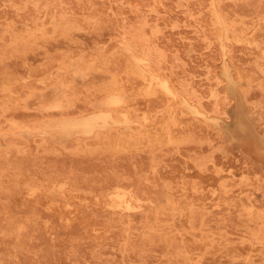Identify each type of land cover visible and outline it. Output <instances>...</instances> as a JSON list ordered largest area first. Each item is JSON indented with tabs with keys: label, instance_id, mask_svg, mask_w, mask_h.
<instances>
[{
	"label": "rangeland",
	"instance_id": "374dc122",
	"mask_svg": "<svg viewBox=\"0 0 264 264\" xmlns=\"http://www.w3.org/2000/svg\"><path fill=\"white\" fill-rule=\"evenodd\" d=\"M263 212L264 0H0V264H264Z\"/></svg>",
	"mask_w": 264,
	"mask_h": 264
},
{
	"label": "bare ground",
	"instance_id": "6f19581e",
	"mask_svg": "<svg viewBox=\"0 0 264 264\" xmlns=\"http://www.w3.org/2000/svg\"><path fill=\"white\" fill-rule=\"evenodd\" d=\"M135 59L137 60L136 57H135ZM138 60H139V59H138ZM139 62H140V61H139ZM154 76H155V75H154ZM155 77H156V76H155ZM156 78H157V77H156ZM160 80H161V79L159 78V82H160ZM162 82H163V81H162ZM164 82H165V81H164ZM160 84H161V82H160ZM162 84H163V83H162ZM164 86H166V84H165ZM164 88H165V87H164ZM165 89H167V88H165ZM172 89H173V88H172ZM173 91H174V90H173ZM166 92H167V91H166ZM175 93H176V92H175ZM165 94H166V93H165ZM62 95H63V94H62ZM172 95L174 96L175 94L173 93ZM168 97H169V96H168ZM170 97H171V96H170ZM181 97H182V96H181ZM114 98H117V97H114ZM114 98H113V102L116 101V100H118V99H114ZM183 98H184V97H183ZM108 99H110V98H108ZM111 99H112V98H111ZM176 99H177V98H176ZM37 100H38V98H37ZM120 100H122V99H120ZM179 100H180V98H179ZM182 100H183V99H182ZM110 101H111V100H110ZM180 101H181V100H180ZM64 102H65V101H64ZM116 102H117V101H116ZM120 102H121V101H120ZM186 102H187V101H186ZM38 103H39V102H37V104H38ZM110 104H111V102H110ZM118 104H119V103H118ZM180 104H181V103H180ZM191 104H192V103H191ZM38 106H41V105H38ZM42 106H43V104H42ZM44 106H45V105H44ZM169 106H170V105H169ZM182 108H183V107H182ZM110 109H111V107H110ZM184 110H185V109H184ZM194 110H195V109H194ZM201 110H202V109H201ZM186 111H187V110H186ZM99 112H100V111H99ZM102 112H105V111H102ZM102 112H100V116L102 115V114H101ZM92 113H93V112H92ZM108 113H109V112H108ZM174 113H175V112H174ZM188 113H189V112H188ZM196 113H197V111H196ZM198 114H199V113H198ZM95 115H96V114H95ZM98 115H99V113H98ZM103 115H104V114H103ZM108 115H109V114H107V116H108ZM206 115H207V114H206ZM84 116H85V115H84ZM90 116H91V114H90ZM93 116H94V115H93ZM109 116H110V115H109ZM109 116H108V118L111 117V116H110V117H109ZM112 116H113V115H112ZM176 116H177V115H176ZM66 117H67V116H66ZM72 117H73V116H72ZM82 117H83V116H82ZM96 117H98V116H96ZM123 117H126V116L123 115ZM88 118H89V117H88ZM101 118H105V117H101ZM112 118H115V117H112ZM116 118H117V117H116ZM127 118H128V121L131 120V119H129V118H130L129 116H128ZM127 118H126V119H127ZM205 118H206V117H205ZM56 119H57V118H56ZM80 119H81V118H80ZM97 119H100V117L97 118ZM174 119H175V118H174ZM86 120H87V118H86ZM102 120H104V119H102ZM105 120H106V118H105ZM111 120H113V119H111ZM114 120H115V119H114ZM204 120H205V119H204ZM206 120H208V119H206ZM46 121H49V120H46ZM46 121H44V122H46ZM89 121H90V120H89ZM91 121H94V120L91 119ZM95 121H96V120H95ZM119 121H120V120H119ZM122 121H123V120H122ZM49 122H50V121H49ZM83 122H85V121H83ZM83 122H82V125L79 123V126L81 125V126L84 127V126L87 124V122H86V124L84 125ZM97 122H98V121H97ZM102 122H104V121H102ZM102 122H101V123H102ZM114 122H116V121H114ZM117 122H118V121H117ZM55 123H56V122H55ZM63 123H64V122H63ZM89 123H90V122H89ZM91 123H92V122H91ZM108 123H109V122H108ZM112 123H113V122H112ZM42 124H43V123H42ZM50 124H51V122H50ZM93 124H94V123H93ZM95 124H96V123H95ZM97 124H98V123H97ZM102 124H103V123H102ZM106 124H107V123H106ZM109 124H111V123H109ZM121 124H122V123H121ZM121 124H120V125H121ZM129 124H130V123H129ZM48 125H49V123H48ZM51 125H52V124H51ZM70 125H71V124H70ZM75 125H76V124H75ZM88 126H89V125H88ZM90 126H91V125H90ZM104 126H105V125H104ZM104 126H102V127H104ZM125 126H126V125H125ZM46 127H47V126H46ZM49 127H50V125H49ZM49 127H48V128H49ZM53 127H55V126L53 125ZM58 127H59V126H58ZM60 127H62V126H60ZM73 127H74V126H73ZM83 127H82V128H83ZM92 127H93V125L91 126V130H92ZM94 127H95V126H94ZM100 127H101V126H100ZM42 128H43V127H42ZM50 128H51V127H50ZM80 128H81V127H80ZM87 128H89V127L85 126L84 129L87 130ZM52 129H53V128H52ZM89 129H90V128H89ZM50 130H51V129H50ZM50 130H49V131H50ZM78 130H79V128H78ZM43 131H44V128H43ZM57 131H58V130H57ZM75 131H76V129H75ZM80 131H81V129H80ZM80 131H79V132H80ZM88 131H89V130H88ZM93 131H94V130H93ZM51 132H53V130L50 131V133H51ZM61 132H63V131L61 130ZM61 132H60V133H61ZM73 132H74V131H73ZM57 133H58V132H57ZM80 133H82V131H81ZM90 133H91V132H90ZM58 134H59V133H58ZM84 134H85V133H84ZM86 134H87V133H86ZM49 135H51V134H49ZM60 185H61V184H60ZM62 185H63V184H62ZM29 186H30V185H29ZM35 187H36V186H35ZM32 188H34V187H32ZM30 189H31V188H29L28 190H30ZM115 189H117V188H115ZM35 190H36V189H35ZM32 191H33V190H32ZM30 192H31V191H30ZM33 193H34V192H32V194H33ZM120 194H122V195L124 196L123 193H120ZM120 194H118V195H120ZM122 195H121V197H123ZM132 195H133V194H132ZM109 197H111V196H109ZM132 197H133V196H132ZM113 198H114V197H113ZM121 199H122V198H121ZM97 200H98V199H97ZM134 200H135V199H134ZM136 200H137V199H136ZM128 201H129V200H128ZM128 201H127V202H128ZM137 201H138V200H137ZM113 203H114V202H113ZM113 203H112V205H113ZM118 203H119V202H118ZM116 204H117V203H116ZM125 204H126V203H125ZM125 204H124V206H125ZM127 204H129V202H128ZM107 206H108V205H107ZM116 206H117V205H116ZM116 206H115V207H116ZM118 206H120V204H119ZM131 206H132V205H131ZM110 207H111V206H110ZM121 207H122V206H121ZM126 207H127V206H126ZM126 207H125V208H126ZM128 207H129V206H128ZM128 207H127V208H128ZM151 207H152V206H151ZM34 208H35V207H34ZM112 208H113V207H112ZM125 208H124V209H125ZM129 208H130V207H129ZM131 208H132V207H131ZM152 208H153V207H152ZM2 209H4V208H2ZM29 210H30V209H29ZM126 210H127V209H126ZM10 211H11V210H10ZM15 212L17 213V211H15ZM5 213H6V212H5ZM29 213H30V212H29ZM29 213H28V215H29ZM263 213H264V212H263ZM14 214H15V213H14ZM14 214H13L12 216H14ZM30 214H31V213H30ZM79 214L81 215V213H79ZM10 215H11V214H10ZM25 215H26V214H25ZM112 215H113V213H112ZM112 215H111V216H112ZM115 215H116V214H115ZM122 215H124V214H122ZM95 216L97 217V216H100V215H96V214H95ZM113 216H114V215H113ZM260 216H263V215H260ZM260 216H259V218H260ZM100 217H101V216H100ZM115 217L117 218V215H116ZM118 217H119V216H118ZM125 217L127 218V215H126ZM97 218H98V217H97ZM110 218H111V217H110ZM116 218H115V219H116ZM119 218H120V217H119ZM122 218H123V217H122ZM263 218H264V216L262 217V219H263ZM5 219H6V218H5ZM129 219H130V218H129ZM55 220H56V219H55ZM66 220H67V219H66ZM111 220H113V219H111ZM117 220H119V219L117 218ZM125 220H126V219H125ZM125 220L122 219L123 222H125ZM45 221H46V220H45ZM48 221L50 222V220H48ZM104 221H105V220H104ZM113 221H114V220H113ZM115 221H116V220H115ZM115 221H114V223H115ZM126 221H127V220H126ZM128 221H129V220H128ZM42 222H43V221H42ZM94 222L96 223V221H94ZM118 222H119V221H118ZM199 222H200V221H199ZM23 223H24V222H23ZM47 223H48V222H47ZM95 223H94V224H95ZM116 223H117V221H116ZM127 223H128V222H127ZM201 223H202V222H201ZM257 223H258V222H257ZM257 223H256V224H257ZM25 224H26V223H25ZM43 224H44V223H43ZM27 225H29V224H27ZM44 225H45V224H44ZM45 226H46V225H45ZM257 226H258V225H257ZM112 227H113V226H112ZM259 227H260V226H259ZM104 228H105V227H104ZM115 228H116V227H115ZM261 228H262V227H261ZM42 231H43V230H42ZM97 231H98V230H97ZM258 231H259V230H258ZM261 232H262V230H261ZM261 232H260V233H261ZM256 233H257V232H256ZM50 234H51V233H50ZM53 234H54V233H53ZM254 234H255V233H254ZM254 234H253V235H254ZM262 234H263V233H262ZM255 235H259V232H258V234H255ZM51 236H53V235H51ZM44 237H45V236H44ZM250 237H251V234H250ZM45 238H46V237H45ZM259 238H261V237L259 236ZM259 238H255V237H254V239H259ZM262 238H263V236H262ZM46 239H47V238H46ZM57 239H58V238H57ZM57 239H56V240H57ZM47 240H48V239H47ZM47 240H46V241H47ZM262 240H263V239H262ZM23 242H24V241H23ZM65 242H66V241H65ZM50 243H51V242H50ZM66 244H67V243H66ZM50 245H51V244H50ZM67 245H68V244H67ZM24 246H25V244H24ZM55 248H56V247H55ZM263 248H264V247H263ZM16 254H17V253H16ZM188 259H190V258H188ZM192 260H193V259H192ZM11 262H12V261H11ZM15 262H16V261H15ZM22 262H23V261H22ZM13 263H14V262H13ZM13 263H12V264H13ZM16 263H18V262H16ZM16 263H15V264H16ZM23 264H25V263H23Z\"/></svg>",
	"mask_w": 264,
	"mask_h": 264
}]
</instances>
